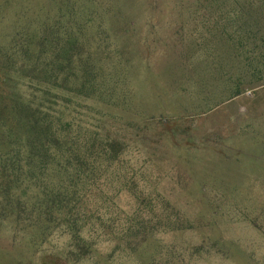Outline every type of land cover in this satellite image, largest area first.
Wrapping results in <instances>:
<instances>
[{
    "label": "rangeland",
    "instance_id": "rangeland-1",
    "mask_svg": "<svg viewBox=\"0 0 264 264\" xmlns=\"http://www.w3.org/2000/svg\"><path fill=\"white\" fill-rule=\"evenodd\" d=\"M104 2L97 11L84 0H0V60L35 50L43 31L48 46L45 25L58 21L64 31H80L84 60L105 77L126 78L127 102L107 108L112 114L103 118L90 113L95 126H105L108 144L124 145L113 160L123 172L113 179L123 181L126 173L128 188L144 191L139 201L129 193L114 198L137 217L128 225L144 228L134 235L144 245L111 253L113 264H264V0H177L164 15L141 13L125 0ZM212 58L224 60L229 76L196 70ZM197 75L205 86L196 85ZM237 82L243 90L232 97ZM7 89L0 82V116L13 125L3 112ZM120 186L110 180L106 187L116 193ZM163 204L179 222L163 216ZM111 225L117 234L127 221ZM6 235L3 228L0 264H73L56 257L68 240L60 229L36 254L14 247Z\"/></svg>",
    "mask_w": 264,
    "mask_h": 264
},
{
    "label": "trees",
    "instance_id": "trees-1",
    "mask_svg": "<svg viewBox=\"0 0 264 264\" xmlns=\"http://www.w3.org/2000/svg\"><path fill=\"white\" fill-rule=\"evenodd\" d=\"M69 1L65 0L67 4ZM125 1L145 14L164 15L177 6V0ZM194 1L195 5L204 2ZM104 3V0H84L87 8L93 5L97 11ZM57 23L52 27L45 25L48 46L42 45L43 31L35 50H21L16 59L13 54L0 60V82L9 92L3 112L9 111L15 121L11 125L3 114L0 116V234L4 228L14 247H30V254H36L53 232L60 229L68 240L56 257L73 264H77L78 258L83 264H113L111 253L123 249L135 252L144 245L134 239L137 231L144 229L133 225L137 217L128 213L126 207L115 204L114 198L129 193L139 201L144 191L138 194L129 189L124 179L126 173L121 177L123 181L113 179L123 172L120 161L114 164L113 160L124 152V145H116V141L108 144L110 136L104 135L105 126H95L90 113L92 110L100 118L112 114L107 108L127 102L129 86L126 78L120 83L118 72L105 77L89 59L84 60V55L78 53L83 39L80 31H64L61 23L58 26ZM99 31L98 28L96 32ZM61 40L65 44L60 48ZM213 46L217 47L216 53L220 51ZM205 50L209 54L212 49L209 46ZM237 50L239 57L241 45ZM136 55L140 58L141 52ZM222 62L214 58L205 60L196 70L210 72L213 78L217 72L229 76L231 70ZM117 65L123 68L122 62ZM246 67L244 64L242 69ZM155 76L163 80L160 72ZM235 76L226 79L230 89L236 86ZM196 77L197 86L206 85L207 79ZM237 85L232 97L242 93L243 88L238 82ZM86 100L91 101L87 106L83 104ZM102 180L105 185L100 187ZM110 180L121 185L116 193L106 187ZM162 212L164 217L173 216L179 222V216L169 205L163 204ZM122 219H126L127 225L116 234L111 223ZM101 243L110 248L102 251Z\"/></svg>",
    "mask_w": 264,
    "mask_h": 264
}]
</instances>
